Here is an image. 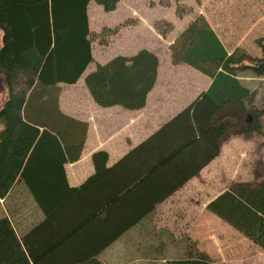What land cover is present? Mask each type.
Segmentation results:
<instances>
[{"label":"trees","instance_id":"obj_1","mask_svg":"<svg viewBox=\"0 0 264 264\" xmlns=\"http://www.w3.org/2000/svg\"><path fill=\"white\" fill-rule=\"evenodd\" d=\"M91 1L109 12L121 0H0V68L6 85L0 97V199L21 184L47 216L25 233L14 225L13 213L0 218V264H104L98 254L120 232L122 210L149 209L166 199L219 156L230 137L264 136V103L246 108L252 121L245 128L231 116L216 120L229 102L254 97L239 76L264 78V37L258 39L262 57L242 47L229 54L200 14L169 48L174 63L211 77L209 88L118 164L99 166L98 175L81 188L68 186L65 164L79 159L86 126L63 113L60 84H76L93 61ZM159 61L154 51L142 48L97 63L84 77L87 90L102 107L144 108L158 80ZM103 174L111 177L109 194ZM207 205L264 250V175L235 182ZM186 242L183 255L164 264H213L196 241Z\"/></svg>","mask_w":264,"mask_h":264},{"label":"crops","instance_id":"obj_2","mask_svg":"<svg viewBox=\"0 0 264 264\" xmlns=\"http://www.w3.org/2000/svg\"><path fill=\"white\" fill-rule=\"evenodd\" d=\"M205 1L203 0L199 7L200 9L197 10L198 12L193 13L192 20L200 14L204 15L229 54L237 47H242L240 45L232 48L226 46L225 40L218 33L213 22L210 21L211 19L206 12ZM257 5L264 8V2L262 3V1ZM181 33L176 34V38ZM175 39L169 43V47ZM169 49L170 60L164 66H161L163 62H161L160 54L156 50H152L160 58V67L159 74H157V83L148 95L147 104L144 108L131 110L120 106L102 107L96 104L90 92L84 91L87 93L86 97H78L76 100H73L72 104L76 105V109L78 110V113L74 114L63 107V92H61L60 106L63 113H71V116L82 122L80 124L83 128L86 126V137L84 143H82L79 159L65 164L64 171H66L68 186L76 189L81 188L85 182L98 175L99 166L102 165L104 169H109L118 164L135 147L156 132L161 125L174 118L177 113L181 112L183 108L209 88L212 82L211 77L194 66L186 63H174L172 49ZM244 49L254 57L263 56L262 48L259 51L252 52L246 48ZM135 53L132 52L128 55ZM94 58L93 53V61L91 63L96 61L95 65L97 63H105L101 62V59L96 60ZM182 64H186L188 67L184 66V70L172 68L173 66L176 67ZM180 71L182 74L194 78L199 91L190 100L184 99V104L176 106V98L174 96H177L178 92H181L179 87L182 84L180 82L181 77H177V73ZM239 78L250 84L256 80H264V78L251 76L249 73H242ZM72 85L75 86V84ZM60 86L63 91V83ZM185 97L187 99L186 95ZM158 118L163 120L157 122ZM150 119H153L154 123H157L148 131L144 127L150 122ZM224 150L225 147L222 146L219 156L207 164L197 176L189 178L183 186L163 201L150 206L149 209L146 206H141L122 210L119 220V228L121 227V230L107 241L104 249L98 254L101 262L104 264H164L169 260L181 257L183 255V247L187 244L186 241H196L192 231L196 229L207 230L208 222L210 223L209 217H217L216 214L208 209L207 204L211 203L223 191L228 190L233 183L244 181L232 180L228 187L219 190L211 198L207 195L208 190L215 189L216 183H214L213 174H219V161L223 158ZM236 150L238 149L231 148V146L227 148V151H232V154L236 153ZM103 177L105 178L103 182L104 189L106 187L105 183H108L109 189L106 192L109 194L111 193V177L107 174H103ZM210 183L213 184L210 186ZM106 192L104 193L106 194ZM105 194L103 197L107 195ZM102 195L103 193L99 196ZM28 196L24 198L25 200L20 199V203L16 205L14 212H12L13 214H11V219L20 233L28 232L35 224L38 222L41 224L47 217L46 213L41 211L34 199L31 198L32 196L29 194ZM112 213L113 215H119L118 212ZM110 216L111 213L109 214V219L106 221L107 224L111 223L112 219H110ZM105 217L106 212L104 211L101 214V218ZM217 218L215 219L217 220ZM21 219H23V223H21ZM108 227H111V225ZM196 243V245H199L198 242ZM200 249L205 251L201 247Z\"/></svg>","mask_w":264,"mask_h":264},{"label":"rangeland","instance_id":"obj_3","mask_svg":"<svg viewBox=\"0 0 264 264\" xmlns=\"http://www.w3.org/2000/svg\"><path fill=\"white\" fill-rule=\"evenodd\" d=\"M260 1L264 2V0L205 1L210 21L225 40L226 46L232 48L240 45L251 52L261 49L258 39L264 37V8L257 5ZM201 4L195 0H121L116 10L108 12L95 1H91L87 12L89 25L95 34L91 43L92 56L94 53V59H101V62L106 63L117 55H128L146 48L156 50L163 62L161 66H164L170 60L169 43L176 38V34L188 27L193 13L198 12ZM95 64L96 61L90 63L86 73L93 70ZM184 66L187 65L182 64L172 68L184 70ZM86 73L75 86L63 84L62 105L74 114H77L78 110L76 105L72 104L73 100L86 97V92L89 93L84 80ZM3 74L0 68L1 98L6 92ZM177 75L181 77L182 83L179 87L181 92L174 96L175 105L179 106L185 103L184 99L188 101L196 96L199 87L194 82V78L182 74L181 71ZM243 85L253 89L254 97L243 102L228 103L217 115L216 120L221 121L225 116H231L240 128H245L247 123L252 121L251 114L246 108L253 104L260 108L264 103V80H256L251 84L244 81ZM160 120L163 119L158 118L157 122ZM156 123L150 119L144 128L150 131ZM223 146L225 150L223 158L219 161V174H213L215 189L207 191L210 198L219 190L228 187L232 180L254 182L259 181L264 175L263 135H254L250 139L235 135ZM229 146L237 148L236 153L227 151ZM222 162L224 163L221 165ZM212 184L210 183V186ZM23 187L21 184H16L10 194L0 199V218L10 216L16 205L20 203V199L29 197ZM209 218L207 230L196 229L192 232L200 245L198 247L211 256L213 264H264V250L260 246L251 243L249 238L227 222L217 217H215L217 220L211 216Z\"/></svg>","mask_w":264,"mask_h":264}]
</instances>
